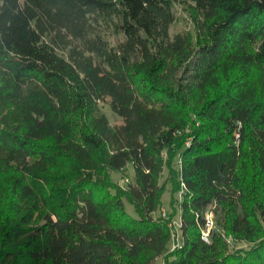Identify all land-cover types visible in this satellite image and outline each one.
Segmentation results:
<instances>
[{
    "label": "trees",
    "instance_id": "16d2710c",
    "mask_svg": "<svg viewBox=\"0 0 264 264\" xmlns=\"http://www.w3.org/2000/svg\"><path fill=\"white\" fill-rule=\"evenodd\" d=\"M160 256L264 264V0H0V264Z\"/></svg>",
    "mask_w": 264,
    "mask_h": 264
},
{
    "label": "rangeland",
    "instance_id": "374dc122",
    "mask_svg": "<svg viewBox=\"0 0 264 264\" xmlns=\"http://www.w3.org/2000/svg\"><path fill=\"white\" fill-rule=\"evenodd\" d=\"M176 22L173 24L172 28H171V33L173 35H175L176 33H179L180 31H187V30H191L192 29V24H191V20L190 18H188V14L187 12L185 11L184 9V5L183 4H180V5H177L176 7ZM102 106V110L104 111V113L107 115L108 117V120H110V123L111 125H121L123 124V120L118 117L112 110V108H110V106L105 103V104H101ZM177 163V161H176ZM177 165V164H176ZM134 173H133V169L131 167V165H129L126 169V173L125 175H121L119 173H113L112 177H114V180L119 183V185L123 186V187H126L127 183H128V180L130 181H134ZM168 178H169V175H168V171L167 169L165 170V172L163 173V178L161 180V182H165V181H168ZM166 192H164L163 196H162V207L157 211L156 215L160 214L161 216V213L162 212H166L167 216H171V214H173V218L175 217H178L179 216V210H178V204L175 200V205L172 206L170 203H171V185L170 183L168 182L167 183V186H166ZM177 201H178V198H179V195H177ZM125 205H127V210L128 212H130L131 214L133 215H137V213L135 212V209H134V206L130 203V202H127L125 201ZM177 206V209H175V207ZM212 207H210V209L208 210V212H212ZM213 231H218V232H221L224 234V231L222 230L221 226L219 225V218L216 217L215 215V218H214V221H213V228H212ZM175 242V239L172 238V244ZM232 245L234 247H239V246H243V245H239V244H236V243H233L232 242ZM154 264H164V261H163V258L162 256L158 257Z\"/></svg>",
    "mask_w": 264,
    "mask_h": 264
},
{
    "label": "built area",
    "instance_id": "2783aa9c",
    "mask_svg": "<svg viewBox=\"0 0 264 264\" xmlns=\"http://www.w3.org/2000/svg\"><path fill=\"white\" fill-rule=\"evenodd\" d=\"M179 161V168H181L182 166V161ZM182 190H184V183H182L181 185ZM182 194V191L179 195ZM161 217L168 219L169 220V227L171 229V232H173V238L175 239V242L173 243V247H176L180 244L181 242V232H180V228L182 227V218H180V216L175 217V218H169V216H167L166 212H162L161 213ZM205 219H206V227L202 230L203 232V239L206 241H209L210 239V230H212L213 228V221L215 218V213L213 212H206L204 215Z\"/></svg>",
    "mask_w": 264,
    "mask_h": 264
}]
</instances>
